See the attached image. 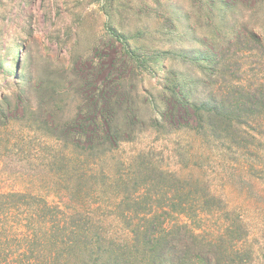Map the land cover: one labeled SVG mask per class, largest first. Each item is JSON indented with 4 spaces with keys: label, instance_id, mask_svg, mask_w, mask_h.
Returning <instances> with one entry per match:
<instances>
[{
    "label": "trees",
    "instance_id": "16d2710c",
    "mask_svg": "<svg viewBox=\"0 0 264 264\" xmlns=\"http://www.w3.org/2000/svg\"><path fill=\"white\" fill-rule=\"evenodd\" d=\"M250 14L230 0L201 15L212 28L194 30L190 39L198 47L177 55L200 71L184 78L185 91L180 73L164 65L160 97L152 101L156 130L190 132L217 153L250 156L264 145V28L255 29ZM111 33L133 69L153 67L141 46L114 28ZM133 96L121 84L113 91L108 80L88 95V108L63 122L68 110L53 100L39 104L26 84L18 118L31 124L20 127L13 100L2 96L0 264L257 263L243 212L195 177L194 167L183 173L154 153L129 159L111 153L141 128ZM33 132L44 133L55 151L26 152ZM244 157L233 161L249 173ZM109 193L111 213L104 214Z\"/></svg>",
    "mask_w": 264,
    "mask_h": 264
},
{
    "label": "rangeland",
    "instance_id": "374dc122",
    "mask_svg": "<svg viewBox=\"0 0 264 264\" xmlns=\"http://www.w3.org/2000/svg\"><path fill=\"white\" fill-rule=\"evenodd\" d=\"M209 1L0 0V103L2 96L13 100L15 109L11 113L20 117V89L31 84L39 104L53 100L61 109L68 110L63 119L67 122L79 107L88 108V95L92 96L108 80L113 91L118 84L126 92L132 90L142 125L132 142L111 153L126 159L135 153H154L163 159L165 167L182 169L183 173L194 167L195 177H203L231 207L243 212L249 242L258 253L256 264H264V145L250 156L217 153L190 132L153 127L156 107L152 101L155 103L160 97L166 75L164 65L180 73L178 77L186 91L184 78L200 71V67L181 61L177 55H187L198 47L190 39L194 30L206 33L212 28L213 22L201 15L210 9L218 10L230 0ZM235 5L238 11L251 13L255 29L264 28V0H235ZM111 28L147 51L154 61L153 67L133 69ZM51 78L54 86L49 82ZM53 87L60 93L53 95ZM28 121L18 118L15 125L31 124ZM28 140L26 152L55 151L42 132L30 133ZM243 155L252 164V175L246 169L241 171L233 161L244 159ZM232 173L237 174L234 180ZM104 200L110 206L101 213H111L110 193ZM112 219L110 215L107 220Z\"/></svg>",
    "mask_w": 264,
    "mask_h": 264
}]
</instances>
